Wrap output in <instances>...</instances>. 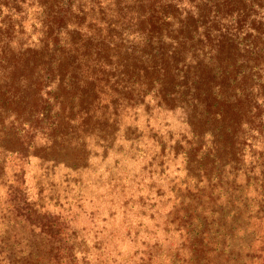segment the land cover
Instances as JSON below:
<instances>
[{"label":"rangeland","instance_id":"1","mask_svg":"<svg viewBox=\"0 0 264 264\" xmlns=\"http://www.w3.org/2000/svg\"><path fill=\"white\" fill-rule=\"evenodd\" d=\"M0 90V264H264V0H0Z\"/></svg>","mask_w":264,"mask_h":264},{"label":"trees","instance_id":"2","mask_svg":"<svg viewBox=\"0 0 264 264\" xmlns=\"http://www.w3.org/2000/svg\"><path fill=\"white\" fill-rule=\"evenodd\" d=\"M144 19L146 21H148L149 30L151 32V31L156 30V29L161 27V24H162V21H163L164 17L162 15L154 12V10H152V11H149L148 15L145 16ZM1 94H4V92L0 90V95ZM210 95H211V92H210ZM9 97H10V94L9 95H5V98L2 95V100H5V99L12 100ZM232 100H233V97H230L229 99H227L225 101V103L231 102ZM238 100H239V97H237V102H238ZM235 102H236V97H235ZM218 114L222 115V113H220V112ZM218 114L216 113V115H218Z\"/></svg>","mask_w":264,"mask_h":264}]
</instances>
